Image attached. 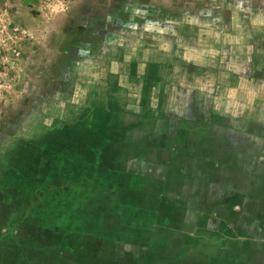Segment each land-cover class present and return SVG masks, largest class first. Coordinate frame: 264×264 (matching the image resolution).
<instances>
[{
  "label": "crops",
  "instance_id": "crops-1",
  "mask_svg": "<svg viewBox=\"0 0 264 264\" xmlns=\"http://www.w3.org/2000/svg\"><path fill=\"white\" fill-rule=\"evenodd\" d=\"M140 70L118 76L129 83L108 108L130 120L103 118L101 134L83 141L100 147L102 181L74 185V209L113 217L117 227L113 241L90 246L102 245L113 263L92 264H264L263 105L237 106L243 96L215 89L211 73ZM0 205V232L23 233L3 195Z\"/></svg>",
  "mask_w": 264,
  "mask_h": 264
},
{
  "label": "rangeland",
  "instance_id": "rangeland-1",
  "mask_svg": "<svg viewBox=\"0 0 264 264\" xmlns=\"http://www.w3.org/2000/svg\"><path fill=\"white\" fill-rule=\"evenodd\" d=\"M153 68L211 73L215 89L243 96L237 106L264 110V0H0V196L8 193L9 220L24 210L3 179L10 154L44 142L69 151L80 142L89 154L83 141L101 134L103 118L130 120L108 109L129 83L118 76ZM5 213L0 205V226ZM18 232L3 227L0 254L23 245L35 264H52Z\"/></svg>",
  "mask_w": 264,
  "mask_h": 264
},
{
  "label": "trees",
  "instance_id": "trees-1",
  "mask_svg": "<svg viewBox=\"0 0 264 264\" xmlns=\"http://www.w3.org/2000/svg\"><path fill=\"white\" fill-rule=\"evenodd\" d=\"M75 145L81 146L77 142ZM77 146L69 151L67 144L44 142L34 145L32 150L13 151L7 165L10 170L3 176L5 186L15 189L25 206L21 221L34 240L27 239L24 243L32 241L50 253L69 254L77 264H92L104 250L108 256L103 260L113 263L111 252H106L102 245L90 246L96 241L100 244L113 241L117 232L115 218H106L99 212L77 211L73 206L74 185L86 181L95 185L102 181L98 174L100 147H87L88 154ZM87 171L91 172L86 176ZM3 196L8 193L4 191ZM90 219L93 226L89 229ZM108 228L113 230L112 237L105 235ZM9 252L0 254V264H35L36 254L29 257L30 250L23 245Z\"/></svg>",
  "mask_w": 264,
  "mask_h": 264
}]
</instances>
